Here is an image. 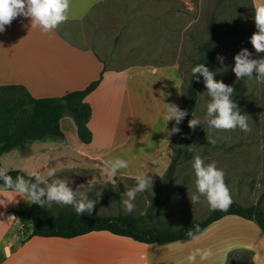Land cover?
Here are the masks:
<instances>
[{"label":"crops","instance_id":"crops-1","mask_svg":"<svg viewBox=\"0 0 264 264\" xmlns=\"http://www.w3.org/2000/svg\"><path fill=\"white\" fill-rule=\"evenodd\" d=\"M106 1L71 0L68 20L47 33L39 26L32 27L30 18L24 16L0 32V86L19 84L36 98L60 97L102 77L85 98L92 109L88 122L91 142L80 140L73 117L65 114L60 121L62 138L48 137L29 142L24 148H12L0 156L2 167L39 172L47 181L52 177L48 171L63 162L77 163L83 169L104 168L106 161L119 157L129 167L116 176L130 178L145 172L156 181L165 178L174 158L175 121L165 119V104L182 107L186 73L174 62L109 66L79 36L80 26ZM251 3L255 17V7L264 6V0ZM261 57L264 52L257 53L255 59ZM31 207L27 197L0 184V264H34L32 248L80 240H97L88 246L93 251L92 264H190L187 257L196 249H210L212 255L203 260L197 255L192 264H233L243 261L244 254H248L250 264H264V232L255 221L237 215H225L212 222L195 234L196 239L145 243L106 230L72 238L30 236ZM9 210L18 214L13 223L7 217ZM25 223L27 232L23 229ZM46 249L36 253L55 254ZM52 263L39 261L38 257L35 264Z\"/></svg>","mask_w":264,"mask_h":264},{"label":"rangeland","instance_id":"rangeland-1","mask_svg":"<svg viewBox=\"0 0 264 264\" xmlns=\"http://www.w3.org/2000/svg\"><path fill=\"white\" fill-rule=\"evenodd\" d=\"M212 20L226 36L219 48L224 61L220 63L216 58L210 71L217 81L223 80L235 89L232 99L241 114L248 115L251 131L245 132L239 127L234 130L209 127L203 118L211 97L203 78L195 109L201 124L181 135L187 116L179 125L173 122V127L180 129L173 132L172 141L174 156L177 150L180 152V163L171 178L153 180L152 189L137 195L133 212L125 211L122 195L135 181L121 176L110 178L104 174L103 167L83 169L77 163L66 161L55 168V175L47 180L48 184L55 179H65L74 191L87 192L89 199L96 201L92 212L106 216L134 214L147 226L179 228L188 221L202 220L212 212L205 196L194 205L189 198L197 193L193 160L199 154L205 164L216 161L224 170L232 201L264 207V78H258L254 71L251 78L238 80L233 71L234 57L241 49L247 48L252 53L251 58H256L250 42L257 31L251 0H108L95 8L80 26L79 36L91 44L109 66L122 67L144 61L178 63L186 73L184 93L195 62L203 56L201 48L209 37ZM181 109L188 112L185 97ZM208 137L215 143L211 144ZM190 147L194 151H189ZM89 180L94 181L91 187ZM46 208L53 214L63 208L74 209L55 202ZM27 228L25 223V232ZM94 242L97 240L34 247L31 249L33 263L38 257L39 261L52 263V256V264L95 263L90 256L93 251L88 250ZM46 248L55 254L36 253ZM243 258L233 264H250L248 254Z\"/></svg>","mask_w":264,"mask_h":264},{"label":"trees","instance_id":"trees-1","mask_svg":"<svg viewBox=\"0 0 264 264\" xmlns=\"http://www.w3.org/2000/svg\"><path fill=\"white\" fill-rule=\"evenodd\" d=\"M225 36V31L215 20H212L209 24V37L201 48L203 56L195 62L194 67L198 64H205L211 70L217 56L220 55L219 48ZM196 76H199V79L191 75L188 87L184 90L188 115L181 135L189 129L188 122L192 119V113L196 109L198 90L203 79L200 74ZM101 78L83 89L69 91L60 97L36 98L26 87L19 84L0 86V156L15 147L24 148L27 143L35 140L48 137L62 138L64 132L60 121L65 114L73 117L80 140L85 143L91 142L93 134L88 122L92 109L85 98L97 87ZM179 153L177 150L165 177L171 178L175 173L180 163ZM0 167H2L1 162ZM7 174L13 180L17 176H24L30 183L36 182L34 178L20 169L10 170ZM0 184L5 185L3 180H0ZM39 187L46 186L40 184ZM29 214L33 220V230L30 236L72 238L92 231L106 230L145 243L173 242L191 238L187 235L189 230L196 234L197 226L200 231L229 214L255 221L264 232V207L259 204L242 205L235 201L227 211H212L206 218L188 221L179 228L147 226L143 224L140 217L134 214L106 216L95 212L91 214L85 212L80 216L75 209L68 208H63L57 214H53L46 206L41 207L38 204H32Z\"/></svg>","mask_w":264,"mask_h":264},{"label":"clouds","instance_id":"clouds-1","mask_svg":"<svg viewBox=\"0 0 264 264\" xmlns=\"http://www.w3.org/2000/svg\"><path fill=\"white\" fill-rule=\"evenodd\" d=\"M71 0H0V32L6 30V26L10 25L14 19L19 16L30 18L32 27L39 26L45 33L56 29L60 24L68 20V12ZM255 24L256 29L250 37L256 53L264 52V6L255 7ZM252 53L243 48L235 57V65L233 71L238 80L253 76L255 71L258 78H264V57L254 59L251 58ZM217 60L223 63L224 57L217 56ZM202 75L207 88V93L211 97V102L207 105V112L204 121L209 127L219 130H234L239 127L241 130L251 131L248 124V115L241 114L235 101L232 99L235 89L224 83L223 80L217 81L215 74L209 70L205 64H198L192 68V75L199 79ZM165 119L168 121L175 119L176 125H179L185 116L188 115L187 110H182L174 103L165 104ZM201 124V118L195 112L192 113V119L189 120V128H195ZM179 127H173L172 132H179ZM211 144L215 140L208 137ZM189 151H194L191 147ZM129 167L128 162L123 158H114L106 161L103 172L110 178L115 177L122 169ZM193 168L196 176L197 193L189 195L192 204L200 201L201 196H205L209 207L212 211H227L232 204L230 190L225 182V172L217 166L216 161L205 164L204 159L197 154L194 156ZM6 167H0V180L20 196L27 197V201L32 204H38L41 207L51 205L53 202L60 205H71L78 215L85 212L91 214L96 204L95 200L89 199L87 192L74 191L65 179H55L48 184L39 172H29L28 176L35 179V183L26 181L24 176H17L15 181L8 175ZM56 169L48 171L49 176L55 175ZM135 181V185L131 188L126 187V191L122 195V204L125 211L131 213L135 210L134 201L139 193H142L153 187V177L145 172H137L130 177ZM94 181L89 180L91 187ZM45 184L46 187H39ZM99 195V194H98ZM196 231H199L197 226ZM187 235L193 239L197 237L193 231L189 230ZM197 255L206 259L212 255L210 249H196L188 257L190 264L196 260Z\"/></svg>","mask_w":264,"mask_h":264},{"label":"built area","instance_id":"built-area-1","mask_svg":"<svg viewBox=\"0 0 264 264\" xmlns=\"http://www.w3.org/2000/svg\"><path fill=\"white\" fill-rule=\"evenodd\" d=\"M7 217H8V220H9L11 223H13V222H15V221L17 220V218H18V214H17L16 210H9V211L7 212Z\"/></svg>","mask_w":264,"mask_h":264}]
</instances>
